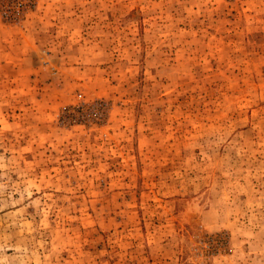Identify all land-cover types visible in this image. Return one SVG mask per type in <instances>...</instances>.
Segmentation results:
<instances>
[{
  "label": "rangeland",
  "instance_id": "374dc122",
  "mask_svg": "<svg viewBox=\"0 0 264 264\" xmlns=\"http://www.w3.org/2000/svg\"><path fill=\"white\" fill-rule=\"evenodd\" d=\"M0 264H264V0H0Z\"/></svg>",
  "mask_w": 264,
  "mask_h": 264
}]
</instances>
